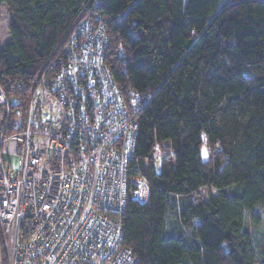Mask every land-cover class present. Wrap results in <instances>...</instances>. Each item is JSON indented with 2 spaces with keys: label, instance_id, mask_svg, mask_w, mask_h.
I'll return each instance as SVG.
<instances>
[{
  "label": "trees",
  "instance_id": "obj_1",
  "mask_svg": "<svg viewBox=\"0 0 264 264\" xmlns=\"http://www.w3.org/2000/svg\"><path fill=\"white\" fill-rule=\"evenodd\" d=\"M88 1L0 0L9 102L24 108ZM102 14L115 83L151 96L135 157L160 154L147 200L126 205L123 244L136 264H264V0H103Z\"/></svg>",
  "mask_w": 264,
  "mask_h": 264
},
{
  "label": "built area",
  "instance_id": "obj_2",
  "mask_svg": "<svg viewBox=\"0 0 264 264\" xmlns=\"http://www.w3.org/2000/svg\"><path fill=\"white\" fill-rule=\"evenodd\" d=\"M102 7L103 0L81 6L35 76L24 108L0 87V240L7 264L137 263L123 244V213L129 201L147 200L143 170L160 154L153 147L135 157L136 116L151 96L124 94L115 83L104 61Z\"/></svg>",
  "mask_w": 264,
  "mask_h": 264
},
{
  "label": "rangeland",
  "instance_id": "obj_3",
  "mask_svg": "<svg viewBox=\"0 0 264 264\" xmlns=\"http://www.w3.org/2000/svg\"><path fill=\"white\" fill-rule=\"evenodd\" d=\"M7 23H8L7 9L4 6H2L0 8V50L5 44H7L9 42V38L10 37H9V33L7 31ZM50 107L52 108V112L48 111V114L49 115L55 114V112L57 111V108L54 105H50ZM49 115L45 114L46 117L49 116ZM201 157H202V159H206V154H205L204 149H201ZM11 165H12V168L15 169L16 160H13ZM263 224H264V221H263ZM263 224L261 226L264 228ZM252 229H253V227H252ZM251 232L253 233V231H251ZM3 259L6 262L5 252H4V250H3V248L1 247V244H0V264H3ZM6 264H7V262H6Z\"/></svg>",
  "mask_w": 264,
  "mask_h": 264
}]
</instances>
